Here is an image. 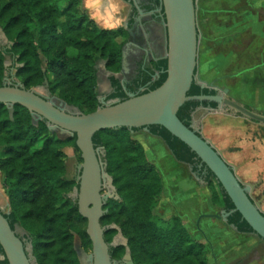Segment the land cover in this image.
I'll return each instance as SVG.
<instances>
[{"label":"trees","instance_id":"1","mask_svg":"<svg viewBox=\"0 0 264 264\" xmlns=\"http://www.w3.org/2000/svg\"><path fill=\"white\" fill-rule=\"evenodd\" d=\"M80 2L0 0V28L18 56L21 66L15 67V74L24 88L41 84L45 77L51 95L63 99L80 114H87L100 105L97 64L119 71L121 41L116 39V31L85 23ZM4 54L0 48V86L6 72ZM153 67L157 76L152 78L143 71L140 84H147V89L139 94L157 88L165 80L166 59L157 60ZM111 81L121 90L116 79L112 77ZM187 95H201L198 84L193 82ZM198 104L197 100H187L178 109L177 116L186 126ZM147 128L149 134L164 142L176 161L195 168L199 158L183 142L159 125ZM138 129H102L92 137L94 147L103 149L101 160L117 194V198L103 201L100 224L105 241L111 243L117 233L116 228L109 227L114 224L126 238L134 264H207L203 244L189 236L177 217L164 222L153 213L162 182L143 147L132 138ZM66 146L79 152L74 135L58 138L48 130L44 119L34 120L26 108L0 103V172L10 205V212L4 216L11 229L18 224L27 232L38 264H80L75 235L84 251L91 250L86 219L80 215L76 200L68 196L78 183L65 176ZM204 180L212 202L231 210V200L208 168ZM227 222L239 232H253L238 212L231 213ZM124 250L123 245L109 247L112 259L121 257ZM0 264L8 263L4 258Z\"/></svg>","mask_w":264,"mask_h":264},{"label":"water","instance_id":"2","mask_svg":"<svg viewBox=\"0 0 264 264\" xmlns=\"http://www.w3.org/2000/svg\"><path fill=\"white\" fill-rule=\"evenodd\" d=\"M160 5L163 10L160 16L164 29L162 58L166 59V78L157 88L142 94H129L127 99L112 103L100 98V105L94 111L80 114L75 108L74 112H69L67 103L51 95L48 89L45 94H41L34 88H24L20 82L15 85L3 83L0 86V103L18 104L26 108L34 120L44 119L48 130L58 138L75 136V145L82 160L77 164V206L80 215L86 219V233L91 241L90 252L74 243L80 264L82 257L86 264H134L127 240L116 225L109 226L117 229L114 241L107 243L104 239V227L100 224L104 213L103 201L117 198V194L112 177L105 171V162L101 160L103 149L94 147L92 137L95 132L117 127L142 128L137 132L148 147L157 150L164 162L175 171L192 176L191 170L173 158L160 138L148 133L147 127L150 125L164 127L194 152L213 173L233 204L230 212L221 210L220 214L200 215L199 218L206 216L226 221L230 213L238 212L263 242L253 235L236 233L221 221L227 230L228 239L243 242L251 264H264V209L261 206L262 199L255 200L252 197V189L260 179L251 181L241 175L246 164L232 160L230 144L224 143V139H220L219 144L215 143L198 133L192 125L186 126L178 118L177 111L187 100L213 102L220 114L224 108H228L237 114L235 119L250 121L260 128H264V113L227 97V88L223 89L222 95H187L197 77L198 32L194 0H160ZM1 40L12 44L0 28ZM44 84H47L46 78ZM200 85L205 87L206 83L200 80ZM208 109L212 110V107ZM6 205L9 207L8 202ZM4 213L9 212L5 211L0 197V247L3 251L0 261L5 258L8 264H33L18 236V224L14 230L11 229ZM118 239L123 242L117 243ZM117 244L125 248L121 260L112 259L109 253V247Z\"/></svg>","mask_w":264,"mask_h":264},{"label":"flooded vegetation","instance_id":"3","mask_svg":"<svg viewBox=\"0 0 264 264\" xmlns=\"http://www.w3.org/2000/svg\"><path fill=\"white\" fill-rule=\"evenodd\" d=\"M94 4L96 5L95 7H93ZM194 4L196 10L198 47L199 42L201 41H212L213 45L211 48L215 49L213 50L215 52L214 58L216 59L218 57H222L228 59L232 57V63H235L233 68L237 66L236 61L245 56H250L249 58L253 61L249 67H244L239 72L219 74L210 80L201 78L196 67L197 77L194 80V83L198 84L200 93L203 94L202 92L206 90L204 95H222L223 89L227 88V97L241 103L247 108L264 113V90L261 99H259V103L255 100H251V102L248 103L241 101L238 96H233V94L231 95V85L228 84L229 80L230 82L234 81L236 78L240 77L242 73L249 74L248 77L251 79L264 77V46L259 49H255L251 44L252 34H255L253 24L262 26V23H264V0H194ZM79 9L81 13L85 15V23H93L99 29L116 31V39L121 41L120 69L117 72L109 71L103 63L109 91L101 96L98 93V101L100 98H103L105 102L111 100L109 103H112L120 101L125 96L128 97L129 94L137 95L147 89V84H140L142 72L145 71L149 73L152 78L157 76V72L154 71L153 63L159 59H163L162 56L164 53V29L161 22L162 17L160 16L163 10L160 5V0H81ZM206 22H213L214 25L211 26L205 24ZM226 22H229V24L225 25ZM263 31L264 30H260V32ZM234 37L240 38V40L235 41L233 40ZM11 46L12 44L2 40L0 41V48L5 53L4 66L6 68L2 81L6 84L15 85L19 83L15 74V67L21 66V64L18 63V56L13 53ZM226 47L229 48L226 49ZM217 48L219 49L217 50ZM242 53L246 55L243 56ZM99 64L100 63L97 64V69H99ZM96 75L98 91V72ZM112 77L118 81V85L121 87V90H118L113 86V82L111 81ZM200 80L206 83L205 87H201ZM211 82L212 84H210ZM47 85L48 84H44L43 79L41 84H37L33 88L35 90L41 89L45 92L48 89ZM112 93H115V95L110 97ZM121 93L123 94L121 95ZM211 103L213 102L199 101V104L195 107L191 114L189 121L190 125L195 127L198 133L213 140L215 143H218L220 139H224V143L230 144V154L239 153L236 158H232V160L236 163L239 162L247 164L249 161H256L258 155L252 154L251 151L253 148L246 147L242 149L241 144L243 142H241V138L237 133L230 134L228 138H224V135L222 136L220 134L218 135L219 137H217L214 132L212 133L209 131V124L210 122L217 123L218 119H229L231 123L237 121L241 122L249 128L247 131V143H253V146H257L261 143L264 144V128L253 125L250 121H240L235 119L237 114L232 110L227 112L229 109L226 108H224L221 111L222 114H220V111L216 108V104L215 106H211ZM209 107H212V110L208 109ZM67 110L69 112H74V108L72 107H68ZM196 112H199L200 114L197 120L194 119ZM179 163L185 165V167H188L189 170H191V177H193L196 183L205 184L207 186L204 180L206 167L200 160L195 162V168L185 162L179 161ZM78 175L79 170L76 166L73 177L75 181ZM246 178L251 181H257V179H260V181L255 185V188L252 189V197L255 200L262 199L261 206L264 209L263 173L257 171L252 174L251 177ZM77 188L75 187L72 190L76 195V198H74L76 202ZM221 210H224L225 212L231 211H226L218 206L217 213L220 214ZM206 214L213 213H200L199 216ZM199 216L194 224L196 229L199 230L201 235L205 238L204 231H202L200 227V221L202 219L213 218L206 216H201L199 218ZM219 220L223 221L229 229H232L236 233L257 237L253 232L237 231L236 227L229 224L227 220ZM114 237L112 241H114ZM208 244L210 245L212 255L214 250L209 242ZM122 256L116 260H121ZM212 256L214 257V254Z\"/></svg>","mask_w":264,"mask_h":264},{"label":"rangeland","instance_id":"4","mask_svg":"<svg viewBox=\"0 0 264 264\" xmlns=\"http://www.w3.org/2000/svg\"><path fill=\"white\" fill-rule=\"evenodd\" d=\"M205 24L213 26V22H206ZM229 24V22H226ZM202 25V23H201ZM229 30V29H227ZM160 39V38H158ZM233 40L238 41L240 38L234 37ZM213 45L212 41H201L199 42L198 47V63H197V72L200 74L201 78L206 80H210L213 77H216L219 74L226 73H235L241 71L244 67H249L253 61L249 57H243L236 61L237 66L233 68L235 63H232V57L226 58H214L215 49L211 48ZM229 47H226L228 49ZM219 48H217L218 50ZM242 55H246L243 54ZM233 56V55H232ZM228 57V56H227ZM220 58V59H219ZM9 59V58H8ZM215 59V61H214ZM217 65V67H216ZM98 71V93L101 96L109 91L107 86V81L105 77V67L103 63L99 64ZM249 74L242 73V75L236 78L234 81L229 83L231 85L232 92L230 93L233 96H238L243 102H251V100H255L259 103V99H261V92L259 93L260 88L264 87V77L263 78H250ZM258 82V83H257ZM254 83H257L255 85ZM254 84V85H253ZM260 85V87H259ZM257 87L258 89H256ZM41 94H45L43 90H37ZM111 101V100H110ZM110 101H107L108 103ZM228 109V108H226ZM231 111L230 109L227 111ZM200 116L199 112H196L194 115V119ZM216 127V129H215ZM248 129L241 122H230L229 119H218L217 123L210 122L209 131L214 132L217 137L218 135H224V138L232 134L237 133L241 138V142H243V148H257V146H253V143H247L248 139ZM216 131V132H215ZM132 138L139 143L144 150L147 161L152 164L158 171L161 182H162V191L158 196L157 203L153 208V213L160 218L162 221L167 222L172 218L177 217L181 223V225L185 228L189 236L200 243L203 244L206 249V261L207 264H218L217 258L211 255L210 245L211 244L213 250L214 247L227 242L228 234L227 230L222 224L221 220L217 219H202L200 221V227L202 231H204L205 238L201 235L199 230L195 227V221L200 213H217L218 206L212 202L211 199V190L208 185L198 184L194 181L193 178L181 174L167 165L164 160L160 157L157 150H153L148 147L143 141L141 135L136 131L132 133ZM66 150L63 148L64 159H65V176L67 178H73L75 174V169L79 161V152L75 150L71 146ZM257 152V150L255 149ZM239 153H232L231 158H236ZM257 160H261L258 155ZM70 198H76L75 193L72 191L68 195ZM0 197L4 203V209L6 212H10L9 207L6 205L8 202V198L6 196V191L3 186L2 174L0 172ZM9 203V202H8ZM203 223V226H202ZM206 223V226L204 225ZM206 227V228H205ZM27 232L18 225V236L22 238L25 243L26 251L30 256V259L33 264H38L35 257L31 253V243L27 240ZM125 238V237H124ZM207 240V241H206ZM122 243L123 240L118 239L117 243ZM74 243L81 247L80 239L77 235L74 236ZM86 252H90V250H86ZM214 254V251H213ZM82 264L85 263L84 257L81 259Z\"/></svg>","mask_w":264,"mask_h":264},{"label":"crops","instance_id":"5","mask_svg":"<svg viewBox=\"0 0 264 264\" xmlns=\"http://www.w3.org/2000/svg\"><path fill=\"white\" fill-rule=\"evenodd\" d=\"M253 26L255 28V34H252L251 44L255 49H259L264 46V31L260 32V30H264V23H262V26L258 24H253ZM257 83L254 84L256 85ZM255 88L258 89L257 87ZM258 90L259 93L261 92V94L263 95L264 89L260 88ZM67 148L69 147H65L64 149L66 150ZM255 149L257 150V152L255 151ZM255 149H252V154L259 155L261 160L247 162L243 170H241V173L246 177H251L252 174L256 173L257 171L262 172L264 175V144H258L257 148ZM204 225L206 226V223H204ZM214 256L215 258H217V261L219 262L218 264H251L250 256L242 241L227 240V242L214 247Z\"/></svg>","mask_w":264,"mask_h":264},{"label":"clouds","instance_id":"6","mask_svg":"<svg viewBox=\"0 0 264 264\" xmlns=\"http://www.w3.org/2000/svg\"><path fill=\"white\" fill-rule=\"evenodd\" d=\"M96 5L94 4L93 7H95Z\"/></svg>","mask_w":264,"mask_h":264}]
</instances>
